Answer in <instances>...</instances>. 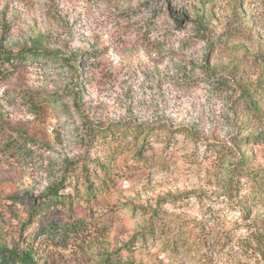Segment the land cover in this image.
<instances>
[{
  "label": "rangeland",
  "instance_id": "rangeland-1",
  "mask_svg": "<svg viewBox=\"0 0 264 264\" xmlns=\"http://www.w3.org/2000/svg\"><path fill=\"white\" fill-rule=\"evenodd\" d=\"M0 44V259L264 264V0H0Z\"/></svg>",
  "mask_w": 264,
  "mask_h": 264
},
{
  "label": "trees",
  "instance_id": "trees-1",
  "mask_svg": "<svg viewBox=\"0 0 264 264\" xmlns=\"http://www.w3.org/2000/svg\"><path fill=\"white\" fill-rule=\"evenodd\" d=\"M25 51L28 50L20 49L16 53H12L2 44H0V72L8 67H14L18 65L23 60L22 53H24ZM56 189L57 188L55 186L48 189L51 197L57 196ZM82 226L83 222L81 219H74L71 224H69L65 229V231L68 233L79 231L81 230ZM53 228V225L49 223L47 227H43L41 231H39L40 233H33L32 231L28 236L32 237V239H35L36 235H40L46 232H52ZM31 241H27L26 238H23L21 246L15 245L11 248L4 247L3 255L0 259V264H39ZM131 250L132 249H126L125 255L115 254L113 255L115 257L110 258L109 261L114 262V264H133V257H130Z\"/></svg>",
  "mask_w": 264,
  "mask_h": 264
}]
</instances>
